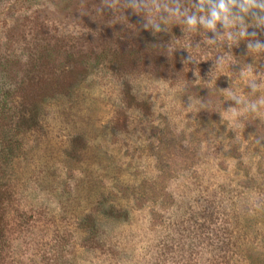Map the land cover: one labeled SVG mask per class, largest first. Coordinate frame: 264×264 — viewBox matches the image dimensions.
Masks as SVG:
<instances>
[{
  "label": "rangeland",
  "instance_id": "1",
  "mask_svg": "<svg viewBox=\"0 0 264 264\" xmlns=\"http://www.w3.org/2000/svg\"><path fill=\"white\" fill-rule=\"evenodd\" d=\"M173 2L0 0V264H264V23Z\"/></svg>",
  "mask_w": 264,
  "mask_h": 264
},
{
  "label": "clouds",
  "instance_id": "2",
  "mask_svg": "<svg viewBox=\"0 0 264 264\" xmlns=\"http://www.w3.org/2000/svg\"><path fill=\"white\" fill-rule=\"evenodd\" d=\"M209 7H205L203 0L197 2L192 5L196 9L197 12L206 13L210 18L206 20V26L210 31L213 33L216 32V23L220 22L223 26L227 27V21L229 17L232 20H239L243 21L244 17L241 13H248L249 16L257 21L264 23V0H242V2H237V0H208ZM234 7L236 10H234ZM177 15H184L187 17V24L188 25H196L199 20H202L203 17H198L195 14H188V10L182 13L180 8L177 7L175 9ZM241 35H248L246 32H241ZM251 35L254 37L256 33L253 32ZM210 43H215V39L209 41ZM248 47H253L252 44H249ZM255 48L257 50L264 49V44L257 43L255 44ZM252 91L254 92L258 85L256 83H252L250 85ZM239 103V101H237Z\"/></svg>",
  "mask_w": 264,
  "mask_h": 264
},
{
  "label": "trees",
  "instance_id": "3",
  "mask_svg": "<svg viewBox=\"0 0 264 264\" xmlns=\"http://www.w3.org/2000/svg\"><path fill=\"white\" fill-rule=\"evenodd\" d=\"M196 2H199V0H174V2L172 4H174L176 6L179 5L180 7H186L185 9L188 10V13H190L189 15L195 14V15H198V17H203V19L204 18L209 19L210 17L206 13H201V12H197V11L192 10V5L195 4ZM203 2H204L205 7L210 6L208 3V0H205ZM213 2H215V0H213ZM234 10H236L235 7H234ZM173 13L176 14V12H173ZM241 15L244 17L245 20H249V21L252 20V18L249 16L248 13H241ZM163 18L165 20L161 19V21H160V18H158L157 21L155 22V27L158 24H160L161 26L159 25V28L161 30H167V28H165V26H164L165 24H167L168 29L173 30V31H176V30L178 31L179 30V24H180L179 21L183 20L184 21L183 23H185V21H187V17L184 15H178V19L176 21H174L173 18L169 17V16H163ZM202 20H199L198 22H201ZM200 24H202V23H200ZM204 25H206V24H204ZM152 39H154V37H152ZM154 41L157 42V39H155ZM150 42L154 43L153 40H150ZM238 55L240 56L241 54H238ZM244 55H246V53H244ZM5 119H6V117H3V115L0 114V168L6 167L7 162H9V156H10V154H9L10 143H8L7 138H6L8 132L3 131V129H5V128H3L4 125L2 124ZM0 187H2V186L0 185ZM7 196H10V195H9V193H6V190L2 193V195H0V205L2 208L4 207L2 205L6 202ZM1 210L2 209H0V211ZM102 215L108 216V213L104 212ZM111 216H114V214H112ZM79 224H80V226L84 227V228H82L83 230H85L86 232L89 231L90 239L95 238V236L99 232L98 220L96 219L95 216H93L91 214L88 215L87 217H84ZM3 232H4L3 226L0 224V242L2 241V237L4 234ZM229 241H230L228 243L229 245L231 244V246H232L234 244L236 246V244H237L236 238L233 240L231 239ZM4 247L7 248L6 245ZM4 247L3 246L0 247V254L4 251V249H2Z\"/></svg>",
  "mask_w": 264,
  "mask_h": 264
}]
</instances>
